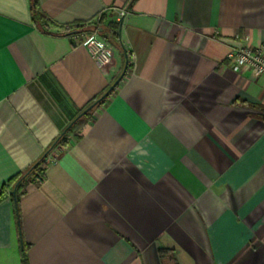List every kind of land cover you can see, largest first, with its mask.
Here are the masks:
<instances>
[{
    "label": "crops",
    "instance_id": "1",
    "mask_svg": "<svg viewBox=\"0 0 264 264\" xmlns=\"http://www.w3.org/2000/svg\"><path fill=\"white\" fill-rule=\"evenodd\" d=\"M36 2L48 32L0 0V264H264V90L225 58L264 52V0Z\"/></svg>",
    "mask_w": 264,
    "mask_h": 264
},
{
    "label": "built area",
    "instance_id": "2",
    "mask_svg": "<svg viewBox=\"0 0 264 264\" xmlns=\"http://www.w3.org/2000/svg\"><path fill=\"white\" fill-rule=\"evenodd\" d=\"M126 12H119V20L125 16ZM85 48L89 52L92 60L101 68L110 63L112 51L105 42L100 40L96 32L89 35L84 41ZM230 60L231 68L234 72L249 71L255 78H260L264 90V52L263 45L254 47L248 44L240 48L231 49L225 56Z\"/></svg>",
    "mask_w": 264,
    "mask_h": 264
},
{
    "label": "trees",
    "instance_id": "3",
    "mask_svg": "<svg viewBox=\"0 0 264 264\" xmlns=\"http://www.w3.org/2000/svg\"><path fill=\"white\" fill-rule=\"evenodd\" d=\"M32 19L33 22L44 32H48V21L45 16H43L37 6L36 0H32ZM107 30L109 34V38L112 39L113 41H117L118 38V24L116 23H110L107 26H104L101 24V20L97 21L96 23L92 24L91 26V31H96L97 33H104ZM262 119L264 121V111H262ZM79 122L78 120L71 121L69 124V127L63 132L62 135H60L53 143V147L55 145H64L65 140L64 137L65 135L70 132ZM49 152V150H48ZM47 152V153H48ZM46 155L41 158L39 161L34 163L29 167V169L24 173L20 174L17 177L11 181V186H13L15 189V196H13V213H14V218L17 226L19 225L20 222V213H19V206H18V197L20 195V190L24 187L26 178L32 174V173H38L39 175L41 174V166L44 164ZM6 192L4 190L0 191V201L6 196ZM26 248L27 245L24 243H21V257L23 259V264H25L26 260ZM158 256L160 259H163L169 254V251L166 249H158L157 251Z\"/></svg>",
    "mask_w": 264,
    "mask_h": 264
},
{
    "label": "water",
    "instance_id": "4",
    "mask_svg": "<svg viewBox=\"0 0 264 264\" xmlns=\"http://www.w3.org/2000/svg\"><path fill=\"white\" fill-rule=\"evenodd\" d=\"M124 72H125V69H124V71L122 72V74L120 75V77L117 79V81H115V83L112 85V87L111 88H113L117 83H118V81L122 78V76L124 75ZM106 96V94L103 96V97H105ZM102 97V98H103ZM94 106V105H93ZM91 108V107H90ZM15 189L16 188H14L13 190H12V192H11V194L13 195V196H15Z\"/></svg>",
    "mask_w": 264,
    "mask_h": 264
}]
</instances>
